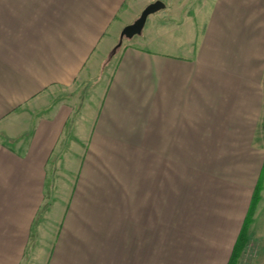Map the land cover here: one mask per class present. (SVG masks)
I'll list each match as a JSON object with an SVG mask.
<instances>
[{"label": "crops", "instance_id": "0c3cea01", "mask_svg": "<svg viewBox=\"0 0 264 264\" xmlns=\"http://www.w3.org/2000/svg\"><path fill=\"white\" fill-rule=\"evenodd\" d=\"M154 1L0 0V264H264V0Z\"/></svg>", "mask_w": 264, "mask_h": 264}, {"label": "water", "instance_id": "95a60500", "mask_svg": "<svg viewBox=\"0 0 264 264\" xmlns=\"http://www.w3.org/2000/svg\"><path fill=\"white\" fill-rule=\"evenodd\" d=\"M165 7V5L159 1L156 0L149 5H147L140 13L137 19H135L131 24L126 25L120 32L118 41L112 51V54L115 53L116 50H118L121 47L123 40H130L134 36H138L142 33L143 27L145 25L146 19L148 16L155 14L156 12L162 10ZM262 131L264 136V120L262 124Z\"/></svg>", "mask_w": 264, "mask_h": 264}, {"label": "rangeland", "instance_id": "374dc122", "mask_svg": "<svg viewBox=\"0 0 264 264\" xmlns=\"http://www.w3.org/2000/svg\"><path fill=\"white\" fill-rule=\"evenodd\" d=\"M160 1V0H159ZM174 1V4H175V6L173 7H171V8H168L167 10H164V9H162V10H160V11H158V12H156L155 14H157L158 16H162V17H166V18H169V19H175L176 20V18L175 17H177V16H179V18L181 19V20H183V18L185 17V16H193V13H194V8L193 7H191V5H192V1L193 0H173ZM181 3V1H186L187 3H185V7L184 8H182V7H178V5H180V3ZM163 4H164V2H166V0H162L161 1ZM189 2V3H188ZM171 3V2H170ZM169 3V4H170ZM170 7V6H169ZM140 15V14H139ZM138 15V16H139ZM138 17H136V19H137ZM165 18V19H166ZM180 22H182V21H180ZM177 23H179V22H177ZM121 32V31H120ZM116 44V43H115ZM114 44V45H115ZM119 52V49L118 50H116L115 51V53L112 55V58H114L115 57V55L117 54Z\"/></svg>", "mask_w": 264, "mask_h": 264}, {"label": "trees", "instance_id": "16d2710c", "mask_svg": "<svg viewBox=\"0 0 264 264\" xmlns=\"http://www.w3.org/2000/svg\"><path fill=\"white\" fill-rule=\"evenodd\" d=\"M259 192H260V187H258V188H256L254 190V194H253V197H252V202H251V205H250V210H249L248 215L246 216V219L244 221L246 225L251 222L252 212L254 210V207H255L256 203L259 200ZM239 236H240V239H239ZM239 236H238V239L236 240V242L234 244L230 259H229L227 264H236V261H237V258L239 256L240 252H241V246H242L241 231H240V235Z\"/></svg>", "mask_w": 264, "mask_h": 264}]
</instances>
